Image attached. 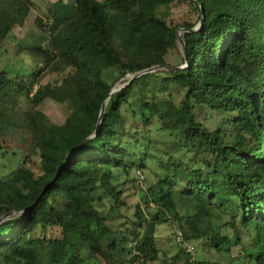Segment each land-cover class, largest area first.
Listing matches in <instances>:
<instances>
[{"label":"trees","instance_id":"trees-1","mask_svg":"<svg viewBox=\"0 0 264 264\" xmlns=\"http://www.w3.org/2000/svg\"><path fill=\"white\" fill-rule=\"evenodd\" d=\"M176 1L56 0L47 22L38 19L50 33L48 45L30 51L45 67L63 68L59 81L35 89V76L0 70V138L28 132L41 166L39 174L23 165L0 179V264H81L101 257L159 264L156 229L165 223L176 225L184 242L204 241L227 254L230 246L244 245L245 229L252 241L242 247L243 257L264 264V0H186L194 18L174 25L156 9ZM34 5L0 0V46ZM180 27L188 58L181 46L180 62L172 64ZM156 66L161 69L149 71ZM127 75L135 77L115 91ZM71 93L78 104L63 124L37 110L47 98L63 103ZM135 95L149 144L169 137L184 158L163 144L167 174L143 191L134 225H116L127 204L115 171L143 168L154 155L147 146L136 152L140 142L130 139L134 126H127L124 105ZM206 109L223 115V125L210 129L199 120L198 111ZM100 187L112 202L106 213L96 203ZM5 221L9 228H2ZM227 226L234 238L223 232ZM38 227L61 235L36 238L34 248H25ZM179 245L174 262L183 254L185 264L215 263L196 261L194 244V253Z\"/></svg>","mask_w":264,"mask_h":264},{"label":"rangeland","instance_id":"rangeland-1","mask_svg":"<svg viewBox=\"0 0 264 264\" xmlns=\"http://www.w3.org/2000/svg\"><path fill=\"white\" fill-rule=\"evenodd\" d=\"M32 1L35 5L31 9L25 22L15 26L9 39L2 46H0V70L5 68L8 71L9 77H14L18 74L35 76L37 78L35 89H37L39 85L56 84L59 81L60 72L63 68L54 70L52 68L45 67L44 63L30 51V48L34 46L48 45L50 33L46 29V26L44 28L40 26L38 19L42 18L43 23L47 22L45 13L47 12L48 5L56 0ZM156 14L174 25H181L185 21L194 18L191 6L186 0H178L168 8L162 9V7H157ZM184 31V28L180 27L178 30L179 38H183ZM181 46L182 45L179 43L178 50H174L169 54L168 62L172 64L180 62V52L182 51ZM37 74L40 75L37 76ZM134 77V75H127L126 77L118 80L114 85V90L122 88ZM138 100L139 96L135 95L132 99V105H124V107L129 111V113L127 111L124 114L127 126L128 128H130V126H134L133 130L131 129L132 132L130 139L133 142H140V148L136 150V152L142 153L143 149L147 146L152 149L154 155H150L146 158L145 167L143 168L133 166L131 169H120L115 171L116 178L114 179V183L117 185L118 189L122 190L123 195L121 202H125L127 204V207H121L123 217L114 222L116 225L121 222H124L128 226L134 225V222H136L135 209L139 202L143 203V191H146L151 185L156 184L158 179L164 178L167 174L166 169L161 165L162 161L168 159L166 156L162 158L163 153H161V151L164 146L171 149L177 159L184 158V152L179 149V143L169 137H165L163 142L164 146L161 141L158 140L157 144H149L146 132L147 130L144 128L142 119L138 115ZM77 104V95L75 93H71L69 98L63 103L47 98L37 106V110H40L43 114H45L50 123L63 124L68 113L74 109ZM133 114H136V116H133ZM198 116L199 120L204 121L210 129H215L222 126L224 123L223 115L217 114L208 109H206V111H198ZM230 129V127H227L228 132ZM151 135L153 139L160 138L157 132L153 131ZM36 148L37 147L30 134L23 129L15 131L9 137L0 138V179L10 177L23 165L31 167L37 174L41 173L39 152ZM138 159L139 156H137L136 160ZM24 161H26V163ZM85 179H88V177L86 176ZM91 185L93 186L92 183ZM104 194L105 191L103 187L95 190V196H100V200H102L100 201L97 199L96 203L98 207L106 213L112 205V202L103 198ZM13 223H16V220ZM10 224V222L5 221L1 226L2 228H9ZM177 232H179V230L174 224L171 226L169 223H165L157 227L156 235L158 238L159 264H185V256H183V254H181L182 258L179 262L173 261V257L177 252H179V248L181 247L177 240ZM223 232L231 238L235 237L234 229L230 226L225 227ZM240 232L244 245L248 246V243L252 241L251 237L245 229L241 228ZM60 235L61 233L57 229L38 227L30 234V238L25 240L23 246L27 249H32L35 246L36 238H55L60 237ZM192 243L196 246V252L193 256L196 261H213L215 262L214 264H225V262L229 261L231 258H239L241 264H248L246 261L247 258L242 255L243 244L230 246V253L227 254L216 251V249H212L204 241L199 240L193 241ZM81 264H121V262H115L109 258L107 259L101 257L97 259L86 258Z\"/></svg>","mask_w":264,"mask_h":264},{"label":"water","instance_id":"water-1","mask_svg":"<svg viewBox=\"0 0 264 264\" xmlns=\"http://www.w3.org/2000/svg\"><path fill=\"white\" fill-rule=\"evenodd\" d=\"M202 12H204V8L202 7ZM179 41H180V44L182 45V48H184V52H185V56H186V59L188 58V56H187V51H186V47H185V43H184V40H183V38H179ZM155 68V69H154ZM154 68H151L149 71H154V70H156L157 68H161V67H159V66H156V67H154ZM144 72H142V73H140V74H138L136 77H139L141 74H143ZM132 79H134V78H132ZM132 79L130 80V82L132 81ZM129 82V83H130ZM114 91V90H113ZM116 91V90H115ZM103 112H104V106H103V109H102V113H101V117H102V115H103ZM0 222H2V219H0Z\"/></svg>","mask_w":264,"mask_h":264},{"label":"built area","instance_id":"built-area-1","mask_svg":"<svg viewBox=\"0 0 264 264\" xmlns=\"http://www.w3.org/2000/svg\"><path fill=\"white\" fill-rule=\"evenodd\" d=\"M177 240H178L179 243L184 244V246L186 247L187 251H189V252H191V253H194V251H195V246H194L192 243L184 242V241H183V238H182V236H181V234L178 235Z\"/></svg>","mask_w":264,"mask_h":264}]
</instances>
